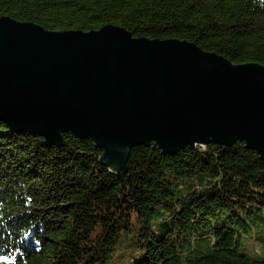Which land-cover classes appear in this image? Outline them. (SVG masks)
<instances>
[{
  "label": "trees",
  "instance_id": "obj_1",
  "mask_svg": "<svg viewBox=\"0 0 264 264\" xmlns=\"http://www.w3.org/2000/svg\"><path fill=\"white\" fill-rule=\"evenodd\" d=\"M49 31L112 24L264 65V0H0V17ZM62 144L0 119V264H264V159L244 141L164 153L133 145L125 168L91 138Z\"/></svg>",
  "mask_w": 264,
  "mask_h": 264
},
{
  "label": "water",
  "instance_id": "obj_2",
  "mask_svg": "<svg viewBox=\"0 0 264 264\" xmlns=\"http://www.w3.org/2000/svg\"><path fill=\"white\" fill-rule=\"evenodd\" d=\"M0 119L47 144L68 131L91 138L118 170L151 141L175 153L241 140L264 159V65L112 24L49 31L1 16Z\"/></svg>",
  "mask_w": 264,
  "mask_h": 264
},
{
  "label": "rangeland",
  "instance_id": "obj_3",
  "mask_svg": "<svg viewBox=\"0 0 264 264\" xmlns=\"http://www.w3.org/2000/svg\"><path fill=\"white\" fill-rule=\"evenodd\" d=\"M243 245L247 252L252 253L254 250L263 251L264 250V227L263 224L257 222L254 228L248 233L244 234Z\"/></svg>",
  "mask_w": 264,
  "mask_h": 264
}]
</instances>
